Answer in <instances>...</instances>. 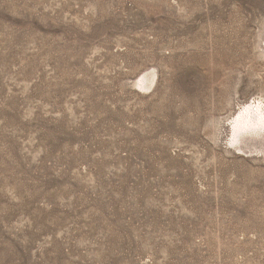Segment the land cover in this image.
Wrapping results in <instances>:
<instances>
[{
    "label": "rangeland",
    "instance_id": "374dc122",
    "mask_svg": "<svg viewBox=\"0 0 264 264\" xmlns=\"http://www.w3.org/2000/svg\"><path fill=\"white\" fill-rule=\"evenodd\" d=\"M0 264H264V0H0Z\"/></svg>",
    "mask_w": 264,
    "mask_h": 264
},
{
    "label": "bare ground",
    "instance_id": "6f19581e",
    "mask_svg": "<svg viewBox=\"0 0 264 264\" xmlns=\"http://www.w3.org/2000/svg\"><path fill=\"white\" fill-rule=\"evenodd\" d=\"M248 110V109H247ZM249 111V110H248ZM245 116V113H242V114H240L239 116H238V118L236 119V121H235V127L236 128H240V129H242V127L243 126H245L246 125V121L244 120V117ZM248 116H249V113H248ZM245 129V128H244ZM236 131V130H235Z\"/></svg>",
    "mask_w": 264,
    "mask_h": 264
}]
</instances>
